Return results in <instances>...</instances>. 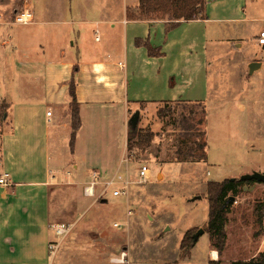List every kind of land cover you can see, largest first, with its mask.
<instances>
[{
  "label": "crops",
  "instance_id": "crops-1",
  "mask_svg": "<svg viewBox=\"0 0 264 264\" xmlns=\"http://www.w3.org/2000/svg\"><path fill=\"white\" fill-rule=\"evenodd\" d=\"M249 1L208 0V19L191 20L179 26L210 23L212 20H235L227 14L238 12V9L241 17L245 18L241 10ZM61 4L63 22L56 23H63V27L59 29L55 55L46 59L49 48L44 44L38 51L20 42L18 36L3 38L4 27H8L10 22L1 9L4 4L0 3V39L3 38L0 45V80L2 73L5 83L15 81L14 87L19 89L22 97V100H16L11 92L0 95V103L10 105V112L2 118L4 124L0 117V177L8 173L11 183L9 186L0 184V264H55L49 243L53 241V225L63 221L65 201L69 199L71 210H75V223L93 206L108 202L106 196L99 202L97 195L88 196L84 190L83 194L74 198L68 194L65 197L58 191V185L63 180L75 181L79 185L77 188H81L89 185L96 175L101 186L121 177L117 185L122 184L123 187L126 182L129 184L128 193L120 196H126V203L130 201L131 176L138 163L129 156L128 145L130 121L136 111L141 112L138 128L152 129L148 126L151 115L146 113L154 106L172 101H208L207 65L182 70L181 73L174 72L177 69L165 71L162 57L151 56L148 47L137 43L142 39L161 48L157 31L167 27L163 20H130L128 11L138 8L140 0H63ZM25 5L34 12L35 22L32 25H38L32 0ZM100 9L105 10L106 17H102ZM75 66H78L76 96L82 126L72 151V98L69 90ZM263 67L264 64L260 70ZM177 87H183L180 91L185 92L186 89V92H179ZM170 89L172 92H168ZM49 111L52 112L50 116ZM157 118L164 122L163 118ZM254 150L255 145L250 151ZM210 154L208 144L207 160L217 163V160H211ZM171 160L177 162L175 157ZM250 164L252 167L246 165L241 172H233L227 178H239L254 171L263 172L264 166L251 161ZM71 166L73 170H67ZM212 174L207 172V175ZM263 186V183L256 182L245 185L244 190L249 193L261 190ZM199 193L201 198L196 200L207 196L203 191ZM247 200L243 198L241 201V204L245 203L244 208ZM244 208L237 215L243 229L246 225L242 217ZM253 211L255 215V208ZM251 221L256 223L253 216ZM125 224L128 223L115 222L114 226L124 229ZM257 237L256 241L247 240L243 256L230 259L226 257L231 240L227 231L223 255L213 249L210 240L204 263L250 261L264 251V231ZM125 239V235L109 237L94 231L78 244L74 254H69L65 251L69 241L64 242L61 238L60 242L63 241L64 245H59L58 264H128L115 260L122 259L120 253ZM200 239L201 236L192 248L193 253Z\"/></svg>",
  "mask_w": 264,
  "mask_h": 264
},
{
  "label": "rangeland",
  "instance_id": "rangeland-1",
  "mask_svg": "<svg viewBox=\"0 0 264 264\" xmlns=\"http://www.w3.org/2000/svg\"><path fill=\"white\" fill-rule=\"evenodd\" d=\"M62 1L32 0L39 24L21 25L13 23L14 16L25 8L28 0H0L4 4L1 7L4 16L10 22L8 27H4L3 38L18 36L21 38L20 42L37 48L38 51L40 45L44 44L49 48L46 50V59L54 56L59 29L63 27V23H56L63 22ZM239 10L227 14L235 20H212L210 23H193L190 26L157 31L163 53L161 64L165 71L177 69L174 72L181 73L182 70L203 64L209 67L208 101L201 102H205L207 109L206 138L211 148V160H217V163L207 160L201 164H178L171 160L175 157L180 128L176 125L175 118L168 117L164 122L159 121L158 110L164 109L166 114L177 115L187 110L191 103L172 101L154 106L146 114L151 115L148 126L157 130L158 135L152 147L145 151L135 149L132 153L138 166L131 176L130 201L126 203V196H114L113 189H120L121 184L111 187L106 195L108 202L102 203V198L98 195L103 185H98L101 186H97L100 203L84 212L76 223L75 210H71L69 199L65 201L63 221L59 220L58 224L71 226L70 232L63 238L64 242L69 241L65 248L67 253L74 254L78 244L84 238L86 240V235L96 231L109 237L126 236L120 255H126L128 264H137L133 261L135 259L148 262L146 264H205L207 244L210 241L207 231L209 201L207 196L201 200H195V197L202 195L199 193L202 191L207 195V182L231 177V173H239L246 165L251 166L250 161L264 166V67L254 74H250L249 68L254 61L264 64V45H260L258 41L264 29V0H250L241 10L245 18L241 17ZM100 14L102 17L107 15L104 9H100ZM237 17L241 19H236ZM49 20L54 21L42 22ZM14 83L15 81L5 83L1 73L0 95L11 92L16 100H22ZM177 88L181 93L186 92V89L185 92L180 91L183 87ZM9 107L6 102L0 103L3 124L2 118L10 112ZM192 139L193 137L190 138ZM253 145L255 150L251 152ZM143 165L149 166L151 170L147 182H140L138 176ZM67 170H73L72 166ZM208 171L213 174L207 175ZM74 182L70 179L63 180L58 185V191L65 197L68 194L72 198L83 194L85 186L77 188L79 185ZM243 198H248L246 208L245 203L241 204ZM238 201L240 204L237 205ZM260 201L264 202V188L249 193L243 188L226 225L231 237L226 257L231 259L243 256L246 251L243 246L248 243L247 240L258 239L255 233L259 226L257 223L252 224L251 217L257 221V216L252 212ZM241 208L245 209L242 216L246 221L245 229L238 223L237 215ZM115 222L128 224L120 229L117 225L114 226ZM199 229H205L206 232L201 235L194 253L193 247L187 253L182 249L183 239L186 236L190 239ZM52 240L61 241L55 232ZM63 241L60 242L61 247L64 245ZM59 253L58 248L52 260L55 264L59 262Z\"/></svg>",
  "mask_w": 264,
  "mask_h": 264
},
{
  "label": "trees",
  "instance_id": "trees-1",
  "mask_svg": "<svg viewBox=\"0 0 264 264\" xmlns=\"http://www.w3.org/2000/svg\"><path fill=\"white\" fill-rule=\"evenodd\" d=\"M208 0H140V5L136 9H129L128 18L130 20H163L167 29H173L184 22L191 20L208 19ZM19 12V11H18ZM139 45L144 44L149 49L151 56L162 57L161 48L154 47L150 42L142 39L137 40ZM78 66H75L74 75L70 84V104L71 113V148L74 151L77 134L82 126L80 116V106L76 96ZM158 116L166 119L175 118L176 125L180 128V136L176 144L175 158L177 162H205L207 160V131L206 118L207 109L205 103L197 101L191 103L187 110L179 114H166L164 109H159ZM205 126L203 130L202 127ZM157 133L152 129L131 128L129 131V156L135 149L145 151L152 147L157 137ZM193 137L192 140L190 138ZM190 140V141H189ZM255 180H241V178H227L224 181H209L207 186V198L209 201V223L207 231L210 234L211 246L218 250L220 256L227 245L226 225L229 220L234 203L229 199L237 198L243 191L245 185L254 184ZM256 223L259 226L256 236L264 231V202L260 201L255 207ZM194 235L190 239L187 236L183 239L182 249L187 253L194 246ZM209 264H221V261H210ZM236 264H264V251L250 261H238Z\"/></svg>",
  "mask_w": 264,
  "mask_h": 264
},
{
  "label": "built area",
  "instance_id": "built-area-1",
  "mask_svg": "<svg viewBox=\"0 0 264 264\" xmlns=\"http://www.w3.org/2000/svg\"><path fill=\"white\" fill-rule=\"evenodd\" d=\"M35 22V15L34 12L29 8L26 7L24 9H22L21 11L17 12L14 16V24H21V25H30L32 23ZM259 44L260 45H264V29L261 31L260 35H259ZM52 114L51 111L48 112V115L50 116ZM150 168L147 165H143L140 170H139V180L140 182H147L148 179L150 178ZM122 180L121 177H118L117 179L113 178L109 181H107L104 186L103 189L101 190L100 195H98V197H105L108 192L110 191L111 187H115L117 185L118 182H120ZM101 182L98 180V176H95V179L85 187L84 192L86 195L88 196H96L97 195V186L100 184ZM0 184L1 185H5V186H9L11 185L10 181H9V174L5 173L0 177ZM128 184L129 182H126L125 185L123 187H121L120 189H113V194L114 196H120V195H126L128 193ZM53 229L54 232L56 233V235L61 239L64 238L65 236L68 235V233L71 230V226L67 225V224H56L53 225ZM60 242H56V241H51L49 243V250L51 252V255L54 257L56 255V252L59 248ZM122 259H118L116 258V261H121L122 263H127L126 260V255L123 254Z\"/></svg>",
  "mask_w": 264,
  "mask_h": 264
},
{
  "label": "water",
  "instance_id": "water-1",
  "mask_svg": "<svg viewBox=\"0 0 264 264\" xmlns=\"http://www.w3.org/2000/svg\"><path fill=\"white\" fill-rule=\"evenodd\" d=\"M263 66V63L261 61H254L250 63L249 68H250V74H254L257 70H260ZM140 117H141V112L136 111V113L132 116L131 121H130V126L133 129H137L139 127V122H140ZM241 180L249 181V180H255L260 183H264V172H259V171H254L253 173H247L243 174L241 177ZM196 198H201L195 197ZM236 201V198L232 196L229 199V202L234 203ZM205 233V229H199L195 235H194V242H196L201 235Z\"/></svg>",
  "mask_w": 264,
  "mask_h": 264
},
{
  "label": "bare ground",
  "instance_id": "bare-ground-1",
  "mask_svg": "<svg viewBox=\"0 0 264 264\" xmlns=\"http://www.w3.org/2000/svg\"><path fill=\"white\" fill-rule=\"evenodd\" d=\"M214 253V255L216 256L217 255V253L216 252H213Z\"/></svg>",
  "mask_w": 264,
  "mask_h": 264
}]
</instances>
